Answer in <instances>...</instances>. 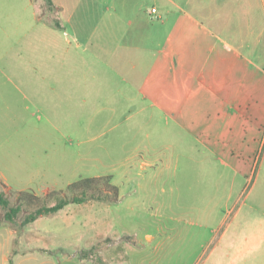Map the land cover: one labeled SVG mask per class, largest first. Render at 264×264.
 Masks as SVG:
<instances>
[{"label": "rangeland", "instance_id": "obj_1", "mask_svg": "<svg viewBox=\"0 0 264 264\" xmlns=\"http://www.w3.org/2000/svg\"><path fill=\"white\" fill-rule=\"evenodd\" d=\"M56 18L46 0H0V189L17 205L10 189L44 196L81 178L111 175L120 198L70 203L26 226L32 209H23L0 226V252L9 235L15 249L27 234L85 264H264V149L246 162L185 139L177 126L166 130L165 115L144 98L108 92L93 95L89 112L68 105L67 82H51L52 75L106 72L83 49L76 53L82 65L74 66L72 50L54 51L44 38ZM36 40L43 63L30 66L26 44ZM12 44L11 59L24 57L8 65ZM116 67L107 73L116 75Z\"/></svg>", "mask_w": 264, "mask_h": 264}, {"label": "crops", "instance_id": "obj_2", "mask_svg": "<svg viewBox=\"0 0 264 264\" xmlns=\"http://www.w3.org/2000/svg\"><path fill=\"white\" fill-rule=\"evenodd\" d=\"M52 2L47 6L57 18L50 24L52 36L44 40L54 51L72 50L68 60L73 66L82 65L76 53L83 49L106 72L52 75L51 82H67L68 105L88 106L89 112L93 95L108 92L132 101L144 98L154 112L165 115L166 130L177 126L185 139L189 135L221 147L246 162L264 149V0ZM40 45L31 41L26 48L32 57L23 59L21 53L18 58L30 66L42 64ZM13 47L5 54L8 65L19 60L9 55ZM119 52L120 59L114 55ZM107 66H117L116 75L108 74ZM14 238L4 240L0 264H85L39 235H21L15 249ZM30 241L35 244L28 247Z\"/></svg>", "mask_w": 264, "mask_h": 264}, {"label": "trees", "instance_id": "obj_3", "mask_svg": "<svg viewBox=\"0 0 264 264\" xmlns=\"http://www.w3.org/2000/svg\"><path fill=\"white\" fill-rule=\"evenodd\" d=\"M46 2L49 6L53 4L52 0ZM10 191L17 194L18 203L10 205L8 194L0 189V207L4 209L3 213L0 212V226L5 221H13L23 209H32L23 220L26 226L41 216L58 213L70 203L81 204L90 200L115 203L120 198L119 188L111 175L81 178L70 183L65 191H50L44 196L26 190Z\"/></svg>", "mask_w": 264, "mask_h": 264}]
</instances>
